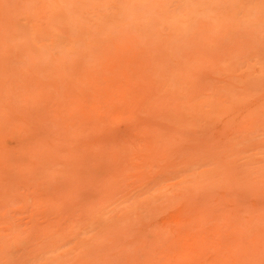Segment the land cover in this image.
<instances>
[{"label":"rangeland","instance_id":"374dc122","mask_svg":"<svg viewBox=\"0 0 264 264\" xmlns=\"http://www.w3.org/2000/svg\"><path fill=\"white\" fill-rule=\"evenodd\" d=\"M0 264H264V0H0Z\"/></svg>","mask_w":264,"mask_h":264}]
</instances>
